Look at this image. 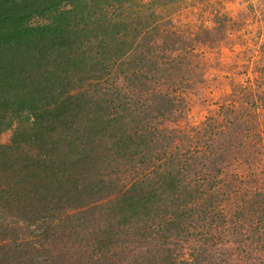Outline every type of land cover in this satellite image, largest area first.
<instances>
[{
	"label": "trees",
	"instance_id": "16d2710c",
	"mask_svg": "<svg viewBox=\"0 0 264 264\" xmlns=\"http://www.w3.org/2000/svg\"><path fill=\"white\" fill-rule=\"evenodd\" d=\"M157 1L0 0V264H264L255 104L175 124L204 68Z\"/></svg>",
	"mask_w": 264,
	"mask_h": 264
},
{
	"label": "rangeland",
	"instance_id": "374dc122",
	"mask_svg": "<svg viewBox=\"0 0 264 264\" xmlns=\"http://www.w3.org/2000/svg\"><path fill=\"white\" fill-rule=\"evenodd\" d=\"M154 6L148 12L155 16L152 23L160 30L178 32L182 38L176 40L181 47L196 46V55L186 58L199 61L204 68L200 83L180 90L181 95L178 92L183 107L174 116L175 124L181 130H198L208 119L205 126L211 128L240 100L243 105L252 102L250 107L255 104L256 108L252 124L260 126L255 144L264 146V0H158ZM224 16L228 21L219 28ZM12 130L0 131L1 145L11 140ZM243 142L247 145L246 139ZM254 142L244 151L247 162L234 155L226 171L248 181L245 187L250 193L256 189L264 192V148L249 157L248 149L255 150ZM39 224L47 226V218ZM225 225V234H230L231 225Z\"/></svg>",
	"mask_w": 264,
	"mask_h": 264
}]
</instances>
